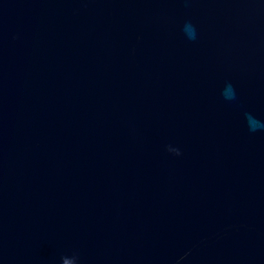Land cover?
<instances>
[{
  "label": "water",
  "instance_id": "obj_1",
  "mask_svg": "<svg viewBox=\"0 0 264 264\" xmlns=\"http://www.w3.org/2000/svg\"><path fill=\"white\" fill-rule=\"evenodd\" d=\"M249 116L264 0H0V264H264Z\"/></svg>",
  "mask_w": 264,
  "mask_h": 264
},
{
  "label": "clouds",
  "instance_id": "obj_2",
  "mask_svg": "<svg viewBox=\"0 0 264 264\" xmlns=\"http://www.w3.org/2000/svg\"><path fill=\"white\" fill-rule=\"evenodd\" d=\"M185 32L189 35V38L194 39L195 38V30L191 24L185 25ZM225 96L227 99H234L235 93L231 88V85L228 86V88L225 90ZM249 120V126L251 131H255L258 128H264V125H262L260 122L256 121L251 116L248 117ZM179 151L175 149V155H179Z\"/></svg>",
  "mask_w": 264,
  "mask_h": 264
}]
</instances>
